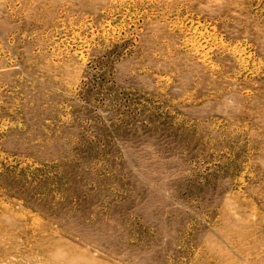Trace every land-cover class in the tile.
Masks as SVG:
<instances>
[{
    "label": "rangeland",
    "instance_id": "374dc122",
    "mask_svg": "<svg viewBox=\"0 0 264 264\" xmlns=\"http://www.w3.org/2000/svg\"><path fill=\"white\" fill-rule=\"evenodd\" d=\"M0 264H264V0H0Z\"/></svg>",
    "mask_w": 264,
    "mask_h": 264
}]
</instances>
